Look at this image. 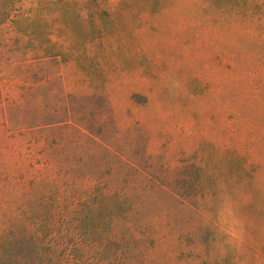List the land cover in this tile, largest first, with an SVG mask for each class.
I'll list each match as a JSON object with an SVG mask.
<instances>
[{"label": "rangeland", "instance_id": "1", "mask_svg": "<svg viewBox=\"0 0 264 264\" xmlns=\"http://www.w3.org/2000/svg\"><path fill=\"white\" fill-rule=\"evenodd\" d=\"M68 1L0 0V53L38 51L21 45L25 39L65 41L60 50L81 55L86 66L69 63L66 82L103 96L107 134H121L150 180L190 181L196 177L191 164H201V181L214 194L207 216L218 220V212L233 210L237 236L246 241L237 250L240 264H264L247 247L264 249V0H213L205 8L162 0ZM14 10L27 19L12 23ZM0 85L3 97L20 91L2 63ZM102 104L92 101L96 110ZM231 149L256 162L250 177L234 184ZM147 204L161 223L146 264L193 262L176 252L172 238L162 239V196Z\"/></svg>", "mask_w": 264, "mask_h": 264}, {"label": "trees", "instance_id": "2", "mask_svg": "<svg viewBox=\"0 0 264 264\" xmlns=\"http://www.w3.org/2000/svg\"><path fill=\"white\" fill-rule=\"evenodd\" d=\"M212 1L162 4L205 8ZM21 19L27 14L14 10L12 23ZM64 42L25 39L21 45L38 51L0 53L9 82L20 90L3 97L0 85V264H146L161 223L148 214L147 201L159 196L162 239L172 238L176 252L194 260L188 264H240L243 254L237 250L245 239L226 242L230 238L221 229L227 225L207 216L214 194L201 181L203 166L191 164L196 177L178 184L148 179L121 134L104 130L109 116L103 96L95 88L68 86L66 66H86L81 55L60 50ZM93 100L103 104L96 110ZM229 155L231 184L249 178L256 162L235 149ZM247 247L264 259L262 246Z\"/></svg>", "mask_w": 264, "mask_h": 264}, {"label": "clouds", "instance_id": "3", "mask_svg": "<svg viewBox=\"0 0 264 264\" xmlns=\"http://www.w3.org/2000/svg\"><path fill=\"white\" fill-rule=\"evenodd\" d=\"M230 217V219H229ZM218 220L221 225H227V229H221L225 237L230 238L226 242L231 243V238H235L240 228V221L235 216L233 210H229L227 216L223 212H218Z\"/></svg>", "mask_w": 264, "mask_h": 264}]
</instances>
